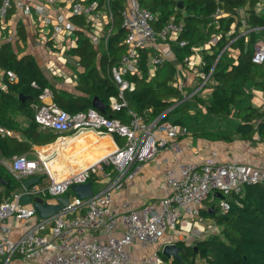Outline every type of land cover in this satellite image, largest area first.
Instances as JSON below:
<instances>
[{"label": "built area", "instance_id": "obj_1", "mask_svg": "<svg viewBox=\"0 0 264 264\" xmlns=\"http://www.w3.org/2000/svg\"><path fill=\"white\" fill-rule=\"evenodd\" d=\"M12 11L32 17L37 35L35 44L39 47L46 46L49 42L55 47L65 41L70 46H76L77 29L83 28L94 46L102 44L107 48L114 32L111 0H0L2 28L6 26ZM224 14L223 8L219 7L213 17L217 20ZM74 16L82 18V26L71 20ZM157 19V14L143 6L140 0H125V7L121 12V27L125 31L122 42L126 50L121 61L110 69L112 80L118 87L117 96L110 99V105L114 109L128 105L125 92L134 90L135 84L127 75L140 72L143 52H147V66L152 77L156 68L175 57L173 42H177L180 47L188 44L187 40L180 38L185 30L183 21L177 22L172 18L161 30H157ZM244 28L246 31H243V35L253 30ZM8 34L5 40L14 41L16 34ZM220 38L219 34L213 35L206 43L207 46H215ZM236 38L231 39L220 51L207 72L195 69L198 64L192 61V54L186 56L184 61L188 69L201 78V83L194 93L189 96L182 94L183 98L180 100L174 99L172 107L149 122L133 110L128 112L129 120L123 121L108 117L95 107L71 113L55 102L33 104L35 121L42 128L70 132L75 136L89 131L118 135L124 137L125 142L100 161L69 177L51 180L45 186L36 184L30 189L23 188L21 181L30 176H50L51 154L42 155L37 152L35 158H30L27 154L14 155L9 161V169L19 179L21 186L0 204V264H10L16 257L26 262L44 257L41 264H134L127 247L138 241L153 244L164 238L166 233L179 230L190 237L206 229L216 232V223L210 224L206 229L201 225L203 203L217 192L223 196L239 194L246 185L264 182L263 167L240 161L217 162L213 157L202 163L180 164L178 177L174 176L173 170L168 172L167 194L161 199L159 207L149 202L139 209L120 212L113 206V192L122 188L125 180L136 174L137 168L133 170L134 165L153 158L159 148L170 145L178 149V144L170 143V139L189 134V127L165 120V115L204 86L216 84L213 79L216 63ZM192 50H195L194 46ZM58 60L64 64L67 62L61 54ZM252 61L264 66V41L256 43ZM57 66L56 62L47 63L51 73L62 76L66 82H75L73 77L66 76ZM182 71L181 77L173 84L181 92L185 85L183 77L188 76V72ZM8 75L13 80L16 77L11 71ZM1 86L5 88L4 85ZM51 95V90L45 88L40 98L44 100ZM0 133L2 136L13 134L4 127H0ZM58 139L62 143L66 142L64 136ZM2 162L6 163L5 160ZM93 176H100V180H105L106 184L101 191L85 199L71 192V184L92 181ZM68 193V205L48 217H39L31 204H23L21 201L25 194H39L49 201L53 199L57 202L58 196ZM229 208V201L223 197L218 205V213H224ZM12 218L29 223L28 229L17 239L8 236V221ZM119 231L121 235L117 237ZM94 232H105L106 236L91 237ZM160 251L153 252L143 264H172L162 258Z\"/></svg>", "mask_w": 264, "mask_h": 264}, {"label": "trees", "instance_id": "obj_2", "mask_svg": "<svg viewBox=\"0 0 264 264\" xmlns=\"http://www.w3.org/2000/svg\"><path fill=\"white\" fill-rule=\"evenodd\" d=\"M103 0H100L102 2ZM181 2V4H180ZM260 0H144L146 7L157 14L155 28L161 30L170 19L183 21L185 30L180 38L188 41L187 46L172 44L179 64L193 52L192 46L207 43L213 35H221L211 52H204L203 71H209L220 51L230 42L240 48L237 62L226 57L224 51L216 63L213 79L209 85L208 98L195 95L175 105L164 117L174 123L189 128H199L200 134L211 140H233L236 136L247 141H264V110L253 104L254 89L264 92V66L252 61L256 43L264 40V15L258 12ZM125 0H111L114 32L108 47L94 46L83 28L77 29L78 43L67 49L68 55L79 58L78 81L73 90L64 89L50 83L36 58L31 53L20 55L18 48L11 42L0 41V70L3 72L0 85V127L14 132L11 136L0 133V175L7 181L0 183V204L2 200L19 189V179L2 162L9 161L17 154H31L33 145L51 143L58 137L55 133H45L35 121L33 104L41 102L45 88L51 90L53 100L62 109L76 113L86 111L97 96L106 104V116L128 121L129 110L141 114L146 121L172 107V100L182 99V92L173 83L175 67L167 62L156 68L155 75L149 77L147 52L142 53L140 72L127 75L135 84V89L125 92L128 105L114 109L110 99L117 96L118 87L112 80L110 69L118 64L125 53L123 44L125 31L121 27V12ZM223 8L225 14L214 19L217 8ZM242 12V13H241ZM71 20L83 25L82 18ZM216 21V23L214 22ZM218 21V22H217ZM232 27V28H231ZM253 29L240 35V28ZM233 28L235 30H233ZM233 30V32H232ZM23 40L24 30H19ZM240 35V36H239ZM169 70L168 77H161L163 69ZM15 74L11 79L8 72ZM34 83V84H33ZM23 94L25 99L19 98ZM191 110L194 113L191 114ZM17 112L28 117L26 127L14 119ZM17 134L23 135L20 139ZM84 139L82 136L77 138ZM230 208L224 213H212L202 209L204 217L215 220L219 231L206 238L198 239L194 244L178 241L182 247L181 261L172 264H264V182L246 185L239 194L224 196ZM164 260H169L161 253Z\"/></svg>", "mask_w": 264, "mask_h": 264}, {"label": "crops", "instance_id": "obj_3", "mask_svg": "<svg viewBox=\"0 0 264 264\" xmlns=\"http://www.w3.org/2000/svg\"><path fill=\"white\" fill-rule=\"evenodd\" d=\"M256 9L258 11L260 10L259 13L264 15V0H260ZM19 30H24V34L26 36L25 40L21 38V35L18 33ZM233 30L235 29L233 28ZM239 30L240 33L243 34L246 31V28L241 27ZM9 32L16 34L14 41L5 40L6 36L4 34ZM0 34V41L11 42L16 48H18V50L20 49V55L31 53L36 58L42 70L46 73L50 83L56 84L57 86L63 87L64 89H74V86L78 81V73L82 71V68L79 67V58L77 56L68 55L67 52L61 54V44H59V46L53 47L52 43L49 42L43 47L36 46L35 40L37 39V35L32 24L31 16L12 11L7 20L6 26H4V28L0 26ZM29 38L31 39L32 46L28 50L26 49L28 46L26 42ZM261 40L264 41L263 39ZM67 43L69 45V42L65 41V44ZM172 44H177V42H173ZM68 47H70V45ZM172 48L174 50L173 46ZM194 48L195 50L191 53L192 61L198 64L195 69L201 70L204 62L202 53L205 51L212 53V50L207 46L206 43L194 46ZM60 54L66 58V64L59 62L58 56ZM231 58L234 59L235 63L237 62L238 57L235 54H233ZM71 59H73L75 62H72ZM48 62H56L58 69L60 68L62 71H64L63 73L66 74V76H73L75 82H66L62 76L51 73L47 68ZM71 62L80 68V71L77 74L70 70L69 64ZM168 62H173L176 70L174 79L171 83L174 84L176 81H178V79L181 77V71L184 70L188 72V76L187 78L183 77L185 85L182 94H187V96H189L194 93L198 84L201 83V78L196 77V74L192 70L188 69L187 63L185 61L184 64H179L176 55ZM151 69L154 68L151 67ZM2 76L3 72L0 70V85H2ZM210 86H204L195 95L201 96L200 94H205L210 96ZM253 92L254 97L251 102L264 110V92L259 89H254ZM172 100H174V98ZM42 102L52 103L55 101L51 95L48 98L41 100L38 105ZM192 113H194V111L191 110V114ZM14 119L20 124V126L23 127H26L30 124V119L19 112L14 115ZM40 128L45 133H55L58 136L56 140L51 143H46L44 145L34 144L33 152L31 154H27V156L30 158L37 157V152H40L42 155L51 154V175H43L42 180H46V183L42 184L41 181L39 184L42 186L49 184L51 180H62L66 177H69L73 173L79 172L82 169L91 166L92 163L96 161L103 153L105 156V154L121 147L125 142V138L118 135L97 134L96 132L89 131L75 136L70 132H58L51 129L42 128L41 126ZM189 130V134L179 136L176 139H170V143L178 144L177 150L172 146L167 145L166 147L159 148L155 156L150 160L137 163L133 166V170L137 168L136 174L132 178L125 180L124 186L122 188L113 192V206L116 209H118L120 212L136 210L149 202L154 203L159 207L161 199L167 194L168 172L173 170L174 176L178 177L180 174V164L202 163L207 158L213 157L217 162L240 161L251 164L255 167L261 166L264 168V141H247L239 139L236 136L233 140H211L203 137L200 134L201 132L199 128H189ZM17 136L20 139L23 138V135L21 134H17ZM62 136L66 138L65 143H62L63 141L58 139ZM79 136H82L84 139L79 141L77 139ZM104 156L101 157L103 158ZM101 157L98 161L102 159ZM9 161H6L4 164L6 166L9 165ZM100 178V176H93L91 178L95 193L101 191L106 184L105 180H100ZM97 185L99 187L98 190H96L95 187ZM223 197L224 196H220L218 193H215L214 197H209L203 203L202 209H208L212 213H218V205ZM50 201L54 200L50 199ZM211 206L216 207L215 211L211 209ZM202 217L203 220L201 221V225H203L202 227H205V229L210 224L216 223L211 217ZM8 224L10 226L8 236L13 239L19 238L29 226L27 221H19L14 218L10 219ZM218 231L219 227L217 226L216 232ZM105 234V232H94L91 234V237H105ZM210 234H212V230L210 231L207 229L202 230L199 234H194L193 237H190L189 234H186L182 230H179L175 233L168 232L165 234L164 238L153 244H143L140 241L133 243L127 247V251L129 252L134 264H143L153 252L160 251V249L162 250L164 245L169 242L183 241L185 244L192 245L196 242V240L206 238ZM120 235L121 233L119 231L116 236L118 237ZM43 259L44 257H41L36 261L26 262L20 257H16L10 264H41ZM168 262L172 261L169 259Z\"/></svg>", "mask_w": 264, "mask_h": 264}, {"label": "water", "instance_id": "obj_4", "mask_svg": "<svg viewBox=\"0 0 264 264\" xmlns=\"http://www.w3.org/2000/svg\"><path fill=\"white\" fill-rule=\"evenodd\" d=\"M181 4V2H180ZM19 98L24 100L25 97L23 94H19ZM92 105L102 113L106 112V104L99 99V97L95 96L92 98ZM9 168V165H7ZM43 176H30L21 181L23 188L30 189L33 185L39 184L42 180ZM0 183L3 185L7 184V181L0 175ZM71 192L81 199L88 198L92 196L94 192V186L92 181H88L85 183H74L70 186ZM218 195L223 196L220 192H217ZM70 199V193L58 196L56 201H49L45 197L36 194L31 196L30 194L23 195L21 201L23 204H31L36 210L39 217H48L56 214L62 207L68 205ZM211 209L215 211L216 207L211 206ZM182 247L177 244V242H169L164 245L160 253L166 256L171 261L180 260L181 255L180 252Z\"/></svg>", "mask_w": 264, "mask_h": 264}, {"label": "rangeland", "instance_id": "obj_5", "mask_svg": "<svg viewBox=\"0 0 264 264\" xmlns=\"http://www.w3.org/2000/svg\"><path fill=\"white\" fill-rule=\"evenodd\" d=\"M141 1V3H142V5L143 6H146L145 4H144V0H140ZM258 12H260V10L258 11ZM19 16V15H18ZM36 18H37V16H36V14L34 15ZM20 17V16H19ZM5 36L6 35H8V33L6 34H4ZM240 35H243L242 33L240 34ZM0 36H1V34H0ZM74 36H76V34H74ZM27 47H26V49H30L31 48V46H32V43H31V39L29 38L28 40H27ZM102 44L100 45V49L102 50ZM60 48H61V50H60V52H61V54H64L65 52H66V50H67V48H68V43L67 44H65V43H62L61 45H60ZM204 54L205 53H202V55L204 56ZM233 54H235L237 57L239 56V54H240V48L239 47H236V46H231V47H229V49L226 51V57L228 58V59H231V57H232V55ZM71 61L72 62H75L73 59H71ZM70 63L69 65V68H70V70L72 71V72H75L76 74L80 71V68L79 67H77L74 63ZM161 77H168V75H169V70L168 69H163L162 71H161ZM73 77V76H72ZM151 76H150V74H149V77L148 78H150ZM201 96H202V98H208V96L207 95H202V94H200ZM42 182V184H45L46 183V180H41ZM96 187V190H98V185L97 186H95Z\"/></svg>", "mask_w": 264, "mask_h": 264}, {"label": "bare ground", "instance_id": "obj_6", "mask_svg": "<svg viewBox=\"0 0 264 264\" xmlns=\"http://www.w3.org/2000/svg\"><path fill=\"white\" fill-rule=\"evenodd\" d=\"M103 154H104V153H103ZM103 154H102L101 156H104ZM107 154H108V153H107ZM107 154H105V156H106ZM101 156H100V157H101ZM100 157H99L96 161H94L93 163L97 162V161L100 159ZM101 158H102V157H101ZM93 163H92V164H93Z\"/></svg>", "mask_w": 264, "mask_h": 264}]
</instances>
